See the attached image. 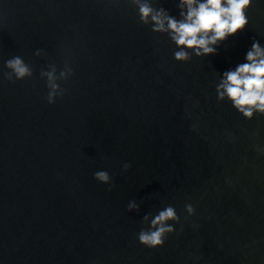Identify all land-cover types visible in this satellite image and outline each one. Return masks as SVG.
<instances>
[{
	"label": "water",
	"instance_id": "water-1",
	"mask_svg": "<svg viewBox=\"0 0 264 264\" xmlns=\"http://www.w3.org/2000/svg\"><path fill=\"white\" fill-rule=\"evenodd\" d=\"M246 15L215 54L177 61L131 0H0V264H264V115L214 91L264 44V0ZM14 55L31 76L3 78ZM167 204L180 220L147 248L142 217Z\"/></svg>",
	"mask_w": 264,
	"mask_h": 264
},
{
	"label": "clouds",
	"instance_id": "clouds-1",
	"mask_svg": "<svg viewBox=\"0 0 264 264\" xmlns=\"http://www.w3.org/2000/svg\"><path fill=\"white\" fill-rule=\"evenodd\" d=\"M136 6L141 23L149 24L151 31L164 33L176 46L172 53L173 59L186 61L190 52L197 57L215 54L218 46L237 30H242L248 23L247 8L252 0H176L175 15L162 6H154L152 0H131ZM190 50V52H189ZM41 49L34 54L39 55ZM7 70L3 78L19 80L31 76L28 64L19 55H14L4 61ZM54 68L41 72L46 77L48 89L45 99L53 103L62 93L55 82ZM65 73L62 71L60 76ZM214 91L218 101L228 102L232 108L245 119H251L254 114L264 115V44L252 38L250 46L243 55V61L219 73ZM129 163L122 165L123 169ZM93 178L111 187V177L106 170L93 172ZM127 210L138 208L131 199L126 205ZM187 216L194 212L191 203H185ZM142 220L146 222L136 233L137 241L147 248L163 245L166 235L173 232L174 223L180 220L174 206L167 204L149 217L145 214ZM173 223H169V222ZM197 225H194L196 227Z\"/></svg>",
	"mask_w": 264,
	"mask_h": 264
}]
</instances>
